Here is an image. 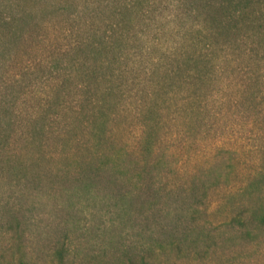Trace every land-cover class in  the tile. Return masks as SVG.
I'll return each instance as SVG.
<instances>
[{
  "label": "trees",
  "instance_id": "obj_1",
  "mask_svg": "<svg viewBox=\"0 0 264 264\" xmlns=\"http://www.w3.org/2000/svg\"><path fill=\"white\" fill-rule=\"evenodd\" d=\"M262 87L264 0H0V264H213L259 238L264 197L214 226L220 178L182 171L158 132L176 106L194 142L208 106H263ZM120 106H141L131 143ZM54 191L35 257L23 206Z\"/></svg>",
  "mask_w": 264,
  "mask_h": 264
},
{
  "label": "rangeland",
  "instance_id": "obj_2",
  "mask_svg": "<svg viewBox=\"0 0 264 264\" xmlns=\"http://www.w3.org/2000/svg\"><path fill=\"white\" fill-rule=\"evenodd\" d=\"M251 64L254 63L238 59L232 62V69ZM232 69H228L229 75L234 74ZM139 77L142 78L143 75ZM120 107L124 114L114 122L115 135L117 139L131 143L137 138L139 125L143 121L141 106ZM159 107L162 109L158 134L162 149L171 152L172 162L179 164L184 172H207L209 177L221 180L220 187L209 192V208L212 213L206 220L216 226L229 220L235 214L234 209L257 206L259 199L264 197V104L208 106L203 113V123L210 126L211 131L209 135H200L194 142L185 133L188 129L194 132L201 129L197 123H193L195 121L189 122L193 116L189 115L190 119H186V111L177 113L176 106ZM2 193L0 188V203H4ZM63 194L66 195L67 191ZM64 195L54 191L43 198L29 197L23 206L25 211L29 210L26 212L29 221L25 227L22 247L33 252L35 257L47 250L56 239L57 235L51 228L54 224L50 226L55 219L52 210L55 204L60 206L66 202L67 197ZM70 202L76 201L73 199ZM81 204L85 209L86 219H89L88 210H93L94 203L82 199ZM6 241V238L4 240L0 236V242L5 244ZM212 263L264 264V234L247 245L242 243L232 247L225 255L217 253Z\"/></svg>",
  "mask_w": 264,
  "mask_h": 264
}]
</instances>
